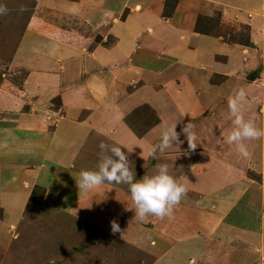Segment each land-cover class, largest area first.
<instances>
[{
    "label": "crops",
    "instance_id": "obj_1",
    "mask_svg": "<svg viewBox=\"0 0 264 264\" xmlns=\"http://www.w3.org/2000/svg\"><path fill=\"white\" fill-rule=\"evenodd\" d=\"M164 3L165 0H0L8 9L7 15H0V44L15 45L9 68L23 66L28 72L21 87L11 88L6 82L1 84L4 88L0 86V108L11 116L4 120H10V125L0 127V143L3 139L9 145L4 157L11 162L4 168L0 165L2 259L3 254L10 252L14 257L13 244L29 231L25 228L20 234L16 232L19 220L15 216L19 215L18 211H25L32 200L38 202L30 194L33 186L45 190L41 205H50L51 192L63 191V198H53L51 207L64 216L86 221L92 233L100 232L104 240L95 245V250L101 253L98 264H192L193 261L224 264L222 246L210 249V239L233 235L239 230L241 233L236 235L242 237V228L230 223L228 227L227 216L205 210L207 204L215 205L205 204L203 199L197 204L190 197L202 192L196 186L205 181L216 165L199 155L204 158L199 159L198 166L203 168L198 175L188 170L182 176L180 162L185 160L181 158L194 156L196 152L182 155L179 151L176 155L179 160H175L173 155L174 158L166 159L160 152L153 158L142 150L148 148V142H152L151 147L158 144L161 133L172 124L177 123V132L183 128L180 129L182 124L189 122L195 125V132L204 123L218 126L219 117L201 115L200 109L207 105L208 111H214L208 108L209 102L227 85L239 82L244 47L217 38L220 36L195 33L194 20L197 16L211 18L221 13L223 23L230 19L234 21L232 26H247L248 41L255 47L264 37V18L253 13L264 12V0H177L169 16L164 14ZM86 4L88 11L84 8ZM249 13L253 15L250 19ZM255 52L251 50L250 54ZM26 53L38 55L49 64L37 70L26 62ZM55 66L59 69L56 73ZM131 84L137 88L128 93L126 88ZM52 99L57 101V112L53 110ZM145 104L152 108L157 122L138 138L123 119ZM180 110L188 114L181 122ZM1 122L0 119V126ZM182 139L179 137L180 143L174 144L176 150L187 145ZM101 142L108 147L101 150ZM113 145L121 147L128 156L135 172L134 182L155 173L156 158L178 164L179 173L174 178L187 189L182 199L187 198L188 203L179 204L171 218L149 216L139 221L134 218L128 185L105 182L92 190L79 191L76 180L82 170H96L104 157L116 159L110 151ZM32 149L34 152H28L31 158L28 156L26 163L23 151ZM57 155H63V160H57ZM5 168L8 174H4ZM217 168L222 167L217 165ZM169 170L173 173L176 167ZM69 178L73 181L69 182ZM113 219L121 229L116 234L110 226ZM140 233L150 236L146 246L140 245L141 239L136 238ZM161 242L166 244L165 249L158 248ZM88 247H76V253H83ZM240 247L235 264L244 262V248ZM131 249L138 254L125 261L126 252ZM69 252L63 256V264H70ZM94 258L93 254L89 259Z\"/></svg>",
    "mask_w": 264,
    "mask_h": 264
},
{
    "label": "rangeland",
    "instance_id": "obj_2",
    "mask_svg": "<svg viewBox=\"0 0 264 264\" xmlns=\"http://www.w3.org/2000/svg\"><path fill=\"white\" fill-rule=\"evenodd\" d=\"M68 1L75 2L77 0ZM172 1L176 0H165L163 6L165 15L167 14L169 16V14L173 12L174 7ZM107 2H109V0H107ZM101 3H98V5H102ZM86 5L84 8H86V10L88 11L87 8L89 7V5ZM133 11H135V9H133ZM139 11H141V8L139 9ZM127 12H129V10H127ZM239 13L243 12L239 11ZM251 15L252 14L249 13L247 15V18L250 19L253 15L260 17L262 16L261 18H264V12H257L253 13L252 16ZM211 19V21H208L207 19H201L197 16L196 20H194V23L199 21L198 25H200V27L208 24L212 26V34L214 36H220L217 38H222L228 43H234L240 45L241 47H244V52L242 56H240L241 63L243 62V72L241 77H239V73H236V76L239 77V82H237V84L227 85L224 88V91H219V96L217 98L209 102V104L211 105L208 108L214 111H208L207 105H205V107L202 106L203 108L200 109V111L203 112L201 115H215L219 117V123L218 126L215 124L206 123L198 125L196 129L200 130L198 132H195L198 138V147L195 150L196 155H188V157H186L187 155H185L181 158L185 160L183 162H180L181 164H183L182 167L184 168L185 166H187V169L182 168L180 172L183 173L182 176H184L188 170L190 171L188 173L198 175V172H200V168H203L200 165L198 166V162L199 159L204 157L206 158L204 160L207 161V163L216 165L213 171L207 173L206 179L203 183L198 185L196 184L198 190L202 189V192L199 191L198 195L196 194L190 197L195 199L194 201H196L195 203L197 204L201 202V199L205 201V204H207V202H211V204L215 206H209L207 204L208 209L206 208V211L209 212L211 210L217 212L216 214L220 213L219 215L223 217L227 216L228 224L230 223L234 226L237 225L239 229L242 228L244 233L242 237L236 235L241 233L238 229V233L233 235L227 233L228 235L224 237H212L210 239L212 241L210 249H218L219 246H222L220 251H222V254L225 255L224 264H235V257L239 255V253H241L239 249H241L240 246L242 245V248H244L243 264H264V139L244 141L247 146V150L250 153V156L248 158L240 155L236 151V147L234 144L229 145L226 142L227 135L233 129V118L230 116L228 110V98L230 96H234L235 93L241 88L245 90L247 96V103L242 106V112L245 120L252 121L258 129L264 130V37H261L263 39H261L258 42L257 46L254 47L253 44L248 41L249 30L247 26L241 24L232 26L231 24L234 21L231 22L230 19L225 20V22L223 23L221 13H215L214 16L211 17ZM217 23L219 25H217ZM5 31H8V36H11V34L9 33V27H6ZM88 31L90 32L89 29ZM194 31L196 33V30ZM22 32L23 30L21 31V34ZM14 46L15 45L12 44V42H9V44L4 43L0 46V59L2 58L3 60H7V62H5L4 64H2L3 61H1L0 64V86L3 82H6L5 85H11V88H18L19 86L21 87L23 80L27 78L28 72L25 67L16 66V68L14 69L9 68V66H11V58L13 57L14 53ZM254 49L256 52L254 54H250V51ZM25 55L27 56L24 57L26 62L35 66V69L37 70H43L49 64L46 59L40 60L43 58L38 55H30L28 53H26ZM162 63H164V60H162ZM153 68H155V66H153ZM53 71L55 73L59 71L58 67H53ZM56 78L59 81L58 75ZM132 88H137L136 84H134L133 86L131 84L129 88H126L128 93H132ZM21 94L19 95L20 97H22ZM51 102L52 107L54 108L53 110L57 112V109H55L57 107V101L52 99ZM149 109L151 110L152 108L149 107ZM145 110L147 115L143 114L144 116L138 121L137 119H139L140 116L138 114L132 113L127 115L132 119H128L127 121V116H125V118L123 119L124 124H126L133 135L137 136L138 138H141L144 135V128H147L148 125L152 124L155 119L153 110H151L152 112L148 111V109ZM180 112L182 113L181 116L179 114V119L181 122V118H187L188 114H184V111L181 110ZM10 117L11 116L7 115V112H4L0 108V119L2 120L0 126L1 128H7L10 125V120L4 121L8 118L10 119ZM149 127L151 128L152 126ZM182 127H184L183 124L182 126H180V129ZM179 132H181V130H179ZM180 137L181 139L183 138V142H186L185 136L183 134H181ZM156 142L157 141H155L154 143ZM151 143L152 142H148V144L146 145L148 148L146 150H142L143 153L148 151L147 154H149L150 149L154 147H151ZM0 145V165L3 166L2 168H4V166H7L9 165V163H11L7 158L4 157L6 156L9 145L6 144L3 139ZM187 146L188 145H185V147L182 146L180 150H176L173 146L167 149L165 152L159 154L161 156H164L166 159L167 157H175V160H179V158H177L176 156L177 154H179V151L182 155H184L185 153H195L189 151ZM22 147L24 149V146ZM3 151L5 154H2ZM28 152H31L33 154L34 150L32 149L31 151H23V153L25 154L24 156L27 160L26 163H29ZM197 152H199V154H197ZM172 155L174 157H172ZM199 155H203L204 157ZM20 158L22 159V154ZM29 158H31V156H29ZM56 158L57 160H63V155H57ZM87 158L90 159L91 155H87ZM140 158L141 157H138V159ZM156 159L158 161H155V166L160 163L170 164L169 169L176 167V170H174L173 173L171 170H169V174L173 177L178 176L179 168H177L176 166L178 164L172 163V161L171 163H165L160 158ZM217 165L222 168H217ZM4 174H8L6 168ZM72 181L73 178H69V182ZM43 191L44 190L39 186H33L30 188V194L33 195L34 198H37L38 202L36 200H32V202L26 206L25 211H18L20 212L19 215L15 216L16 219L19 220L17 224L18 226L16 227V232H19L20 234L25 228H27L29 231H26L21 236V241L17 242V244H13L12 251L15 252L14 257H12V252L7 255L3 254L4 259L0 257V264L2 263V260V264H63V256L70 250H72V253H70L71 251L68 253L70 264H98L97 260L101 257V253L100 250H95V245L98 244V241L100 242V240H104L99 236L100 232L97 231L95 233H92L91 230H89V228H87V226L85 225L86 221L81 220V222H84L83 225L80 221H77L74 218H70L69 216H64V214L51 207L54 204L52 201L53 198H63V191L59 193L51 192V195L49 197L50 205L49 203H46L47 205L39 204V199L42 197ZM183 199H181L179 203L180 205L188 203L187 198L184 200ZM193 206H195V204H193L192 207ZM217 207L225 209H222L220 211V209ZM152 217V219L155 218L154 216ZM194 222L195 224H197L198 220L195 219ZM213 222L214 221H212L210 225L213 224ZM230 224L228 225V227H230ZM82 227L86 228L87 231H85ZM217 227L222 226L218 225ZM143 231L148 234V231ZM140 234H138V237L136 238L141 239L140 245L146 246L145 241L148 244L147 240H149L150 236L145 237V234ZM156 238L157 237L155 236V239ZM101 243L102 242H100V244ZM2 245H5V243H3ZM86 245H89V247L85 252L80 254L76 253V247ZM104 245H107V243L105 242ZM166 247L167 246L164 242L159 243L158 248L165 249ZM204 247L205 245L201 247V250H203V252L205 251ZM206 247L208 250H210L207 245ZM2 252L5 253L4 251ZM93 254L95 258L89 259L93 257ZM137 254L138 251H136L134 254L133 249L128 250L126 252L128 258H126L125 261L129 258L132 259ZM81 257H83L82 261ZM238 258H240V256L236 258L238 262H240V259Z\"/></svg>",
    "mask_w": 264,
    "mask_h": 264
},
{
    "label": "clouds",
    "instance_id": "obj_3",
    "mask_svg": "<svg viewBox=\"0 0 264 264\" xmlns=\"http://www.w3.org/2000/svg\"><path fill=\"white\" fill-rule=\"evenodd\" d=\"M23 11V8L21 9ZM8 9L0 4V15H7ZM247 103L246 92L243 88L239 89L234 96L228 98V110L232 119L233 129L226 137L229 145H235L236 151L245 158L250 156L244 141L264 139V130L258 129L250 120H245L242 112V106ZM176 124H172L161 133L160 142L149 152V155L155 158L156 153H163L167 149L180 143L181 134L185 136L188 150L195 152L198 147L195 125L192 122L187 123L181 129L176 131ZM104 142L99 144L101 150L107 148ZM112 156L104 157L97 165L94 171L82 170L79 178L76 180V186L79 191H89L93 188L109 184H126L134 205L135 219L145 221L149 216L159 219L165 217L171 218L174 209L179 205L182 197L186 195L187 189L179 184L177 180L169 174L167 164H157L153 175H145L141 180H135L134 169L130 167L128 156L122 151V148L113 145L110 148ZM113 234L121 231L119 224L115 219L110 221ZM194 264V261L192 262Z\"/></svg>",
    "mask_w": 264,
    "mask_h": 264
},
{
    "label": "trees",
    "instance_id": "obj_4",
    "mask_svg": "<svg viewBox=\"0 0 264 264\" xmlns=\"http://www.w3.org/2000/svg\"><path fill=\"white\" fill-rule=\"evenodd\" d=\"M176 1H177V0H176ZM176 1H172L173 6H175V2H176ZM198 18H201V19H207L208 21H211V20H212L211 18H208V17H202V16H198ZM198 22H199V21H197V22L195 23V28H194V30H196L197 33L205 34V35H213V34H212V31H211L212 26L206 24V25H204L203 27H200V25H198ZM217 25H219V24L217 23ZM1 61H3L2 64H4L5 62H7V60H3V59L1 58V59H0V64H1ZM145 109H148V111H151L147 105H141V106L135 108L134 110H132L131 113H132V114H138V115L140 116L139 119H137V121H138V120H140L144 115H147ZM151 112H152V111H151ZM143 114H144V115H143ZM126 118H127V121H128V119H132V118H130L129 116H127ZM142 120H143V119H142ZM155 122H157V119H156V118L154 119V122H153L152 124L148 125L147 128H146V127L144 128V132L146 131V129L148 130V129L150 128L149 126H153V125L155 124ZM139 123H140V122H139ZM36 188H37V187H36ZM42 189H43V188H42ZM43 190H44V189H43ZM44 192H45V190L43 191L42 197L39 199V200H40V203H42V201H43V195H44ZM33 194H34V193H33ZM34 196H35V195H34ZM35 197H36V196H35ZM38 197H39V196H38Z\"/></svg>",
    "mask_w": 264,
    "mask_h": 264
}]
</instances>
